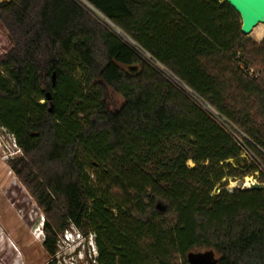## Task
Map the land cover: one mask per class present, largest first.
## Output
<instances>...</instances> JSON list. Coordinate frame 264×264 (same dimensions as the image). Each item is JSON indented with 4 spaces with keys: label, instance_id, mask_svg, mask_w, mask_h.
<instances>
[{
    "label": "trees",
    "instance_id": "obj_1",
    "mask_svg": "<svg viewBox=\"0 0 264 264\" xmlns=\"http://www.w3.org/2000/svg\"><path fill=\"white\" fill-rule=\"evenodd\" d=\"M83 1L0 4V127L47 255L75 227L96 264H264V41L216 0Z\"/></svg>",
    "mask_w": 264,
    "mask_h": 264
},
{
    "label": "rangeland",
    "instance_id": "obj_2",
    "mask_svg": "<svg viewBox=\"0 0 264 264\" xmlns=\"http://www.w3.org/2000/svg\"><path fill=\"white\" fill-rule=\"evenodd\" d=\"M4 1L0 0V4ZM249 38L257 45L264 41V22ZM11 48L7 31L0 22V61ZM257 66L249 71L250 77H259L257 70L260 67L264 72L263 64L257 63ZM22 156L13 136L0 127V264H96L97 248L93 236L84 237L73 227L59 237L57 255L53 259L47 255L43 246L45 211L12 168ZM247 183H259V179L253 176L230 179L227 189L247 188ZM193 254H212L215 261L219 259L217 253L207 248Z\"/></svg>",
    "mask_w": 264,
    "mask_h": 264
},
{
    "label": "water",
    "instance_id": "obj_3",
    "mask_svg": "<svg viewBox=\"0 0 264 264\" xmlns=\"http://www.w3.org/2000/svg\"><path fill=\"white\" fill-rule=\"evenodd\" d=\"M231 6L242 20V34L250 37L255 29L264 22V0H216ZM48 98L50 99L49 95ZM246 189H262L259 183H254ZM189 264H217L212 254H190Z\"/></svg>",
    "mask_w": 264,
    "mask_h": 264
},
{
    "label": "built area",
    "instance_id": "obj_4",
    "mask_svg": "<svg viewBox=\"0 0 264 264\" xmlns=\"http://www.w3.org/2000/svg\"><path fill=\"white\" fill-rule=\"evenodd\" d=\"M81 1V0H80ZM83 3V2H82ZM83 4H85V3H83ZM90 10H92L93 12H94V10L91 8V7H89L87 4H85ZM112 30H114V32H116L120 37H122V38H124V40H126L127 42H129L132 46H134L135 48H137V50H139L142 54H144V56L149 60V61H151L152 63H154L160 70H162V71H165V69L162 67V66H160L159 64H157V63H155L152 59H151V57L149 56V55H147L144 51H142L140 48H138V47H136L133 43H132V41L131 40H129L128 38H126L119 30H117L110 22H108L107 20H105L103 17H100ZM15 140V139H14ZM73 228H75V227H73ZM66 232H70V230L69 231H66ZM65 232V233H66ZM79 232V231H78ZM80 233V232H79ZM81 234V233H80ZM95 244V243H94ZM96 247V246H95Z\"/></svg>",
    "mask_w": 264,
    "mask_h": 264
},
{
    "label": "bare ground",
    "instance_id": "obj_5",
    "mask_svg": "<svg viewBox=\"0 0 264 264\" xmlns=\"http://www.w3.org/2000/svg\"><path fill=\"white\" fill-rule=\"evenodd\" d=\"M258 27H259V26H258ZM246 186H250V184H248V183H247V185H246Z\"/></svg>",
    "mask_w": 264,
    "mask_h": 264
}]
</instances>
